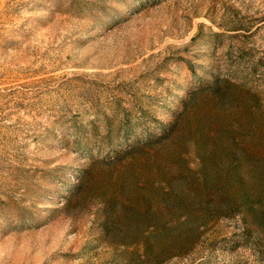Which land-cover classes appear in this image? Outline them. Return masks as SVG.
I'll use <instances>...</instances> for the list:
<instances>
[{"label":"rangeland","instance_id":"obj_1","mask_svg":"<svg viewBox=\"0 0 264 264\" xmlns=\"http://www.w3.org/2000/svg\"><path fill=\"white\" fill-rule=\"evenodd\" d=\"M0 264H264V0H0Z\"/></svg>","mask_w":264,"mask_h":264}]
</instances>
